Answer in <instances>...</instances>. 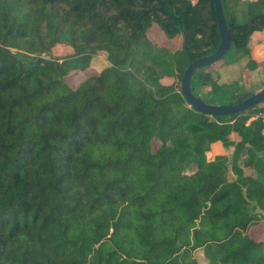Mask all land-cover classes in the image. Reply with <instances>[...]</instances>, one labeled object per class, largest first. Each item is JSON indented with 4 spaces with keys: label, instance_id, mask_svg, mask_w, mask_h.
Listing matches in <instances>:
<instances>
[{
    "label": "trees",
    "instance_id": "16d2710c",
    "mask_svg": "<svg viewBox=\"0 0 264 264\" xmlns=\"http://www.w3.org/2000/svg\"><path fill=\"white\" fill-rule=\"evenodd\" d=\"M241 1L221 0L230 47L191 75L205 103L249 95L219 72L264 29V0ZM219 44L213 0H0V264H264V101L205 114L180 90Z\"/></svg>",
    "mask_w": 264,
    "mask_h": 264
},
{
    "label": "water",
    "instance_id": "95a60500",
    "mask_svg": "<svg viewBox=\"0 0 264 264\" xmlns=\"http://www.w3.org/2000/svg\"><path fill=\"white\" fill-rule=\"evenodd\" d=\"M213 3L217 26L220 34V44L210 55L203 56L188 62V65L180 80V90L185 101L196 111L213 115H233L264 101V86L258 91L249 94L245 98H242V100L238 103L219 105L205 103L201 98L195 96L190 89V78L195 69L209 66L215 61L219 60L230 47V38L225 23L221 0H213ZM184 44L185 41L183 45Z\"/></svg>",
    "mask_w": 264,
    "mask_h": 264
},
{
    "label": "crops",
    "instance_id": "0c3cea01",
    "mask_svg": "<svg viewBox=\"0 0 264 264\" xmlns=\"http://www.w3.org/2000/svg\"><path fill=\"white\" fill-rule=\"evenodd\" d=\"M242 1L238 3L236 8V10L239 11L240 16L243 15V10L245 8L244 3ZM248 48V55L241 56L238 54L232 60H224L226 63L222 64L221 68H223V71L225 73H222L220 70L219 72L220 78L225 83H230L233 80H239L241 77L247 80L249 78L247 85L250 83V86L252 87L250 93H253L264 86V29L254 31L251 34L250 41L248 43ZM248 59L257 62L258 66L250 72H243L241 74V68ZM249 234L256 240H264V216L257 225L253 226L250 229Z\"/></svg>",
    "mask_w": 264,
    "mask_h": 264
},
{
    "label": "rangeland",
    "instance_id": "374dc122",
    "mask_svg": "<svg viewBox=\"0 0 264 264\" xmlns=\"http://www.w3.org/2000/svg\"><path fill=\"white\" fill-rule=\"evenodd\" d=\"M236 14L237 16L240 17V13L238 10H236ZM149 37H154L155 39H161L162 37L159 36L157 37L155 35V32L153 31V29L149 32ZM173 44V42L171 43V45ZM181 45V41H180V38L178 37L176 39V41L174 42V47H180ZM71 48L69 46H66V45H58L56 47L53 48L51 54L53 56H56V57H59V58H66L67 56L71 55ZM239 53L236 52V51H232V52H229L228 55L225 56V59L227 60H232L234 59ZM93 59L90 61V65L89 67L84 70V71H76L75 73L71 74L70 76H68L66 78V82L68 83V85H70L71 87H76L79 82L88 74H91V73H96L98 72L99 70H101L105 65L108 64V61L106 60V57L103 53H96L93 55L92 57ZM219 70L223 73V68H221V65L219 66ZM225 73V72H224ZM166 82L167 81H170V80H165ZM249 81V78L248 80L247 79H244L243 77H241L239 80H237V82L233 83L232 85H230L229 89H236L237 91L243 93V92H246L248 94H251L250 91L252 89V87L250 86V83L247 85ZM227 84V83H226ZM225 87V86H224ZM222 87L219 91V99H225V97H227V91L226 89ZM205 89L204 88H201L199 90L200 94L201 95H204L205 94ZM242 99V98H241ZM257 116V115H256ZM157 141H155V145H157ZM213 153H218V152H221V151H224L227 153V156L228 158H230L231 156V152H232V147H226V148H222V147H219V146H214L213 147ZM200 260V259H199ZM200 264H203L202 260H200Z\"/></svg>",
    "mask_w": 264,
    "mask_h": 264
},
{
    "label": "built area",
    "instance_id": "2783aa9c",
    "mask_svg": "<svg viewBox=\"0 0 264 264\" xmlns=\"http://www.w3.org/2000/svg\"><path fill=\"white\" fill-rule=\"evenodd\" d=\"M257 116H260V118L264 121V113Z\"/></svg>",
    "mask_w": 264,
    "mask_h": 264
}]
</instances>
